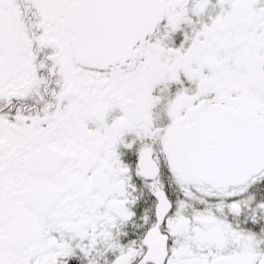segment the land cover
<instances>
[{
	"label": "flooded vegetation",
	"instance_id": "flooded-vegetation-1",
	"mask_svg": "<svg viewBox=\"0 0 264 264\" xmlns=\"http://www.w3.org/2000/svg\"><path fill=\"white\" fill-rule=\"evenodd\" d=\"M153 3L132 58L93 68L75 37L127 0H0V264H264L251 130H191L264 117V0Z\"/></svg>",
	"mask_w": 264,
	"mask_h": 264
},
{
	"label": "water",
	"instance_id": "water-1",
	"mask_svg": "<svg viewBox=\"0 0 264 264\" xmlns=\"http://www.w3.org/2000/svg\"><path fill=\"white\" fill-rule=\"evenodd\" d=\"M149 1L147 5L134 3L132 0H127L126 7L122 12L126 19L124 23L116 26H110L105 30H98L88 36V46L81 47L78 35L75 37L76 45L74 46L76 60L89 65L93 68H105L110 64H117L118 62H126L128 58H132L133 47L141 41L143 44L146 41L148 33L156 27L158 19V11L156 3L151 4ZM157 12V13H156ZM224 105L215 104L208 108V113L199 117L192 125L191 130L201 134V127L205 119H218L220 124H227L228 122L239 123L235 131H249L251 130V144L254 158L257 162L254 168L250 170L251 173L260 172L264 168V117L257 114H249L248 116L241 115L238 111L233 112ZM230 116L232 118L227 117ZM250 139L247 138L246 145L249 146ZM202 146V145H201ZM201 150V148H199ZM229 163L225 160L212 163L215 165L225 166ZM222 177L218 179L208 180L215 186L229 184L230 182L239 183L246 179V174H240L238 177L231 176L232 172L222 168L220 170ZM204 173V171L202 172ZM228 175V176H226ZM207 181V182H208Z\"/></svg>",
	"mask_w": 264,
	"mask_h": 264
}]
</instances>
